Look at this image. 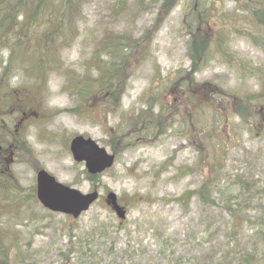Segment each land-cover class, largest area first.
Masks as SVG:
<instances>
[{"label":"rangeland","instance_id":"obj_1","mask_svg":"<svg viewBox=\"0 0 264 264\" xmlns=\"http://www.w3.org/2000/svg\"><path fill=\"white\" fill-rule=\"evenodd\" d=\"M258 3L175 0L167 11L153 0L120 9L118 0H88L81 34L42 88L14 80L16 97L0 96V241L11 245L10 264H243L246 255L264 264V201L241 209L236 186L219 197L216 185L264 186V124L233 107L234 94L264 90ZM126 34L137 47L119 111L107 122L99 107L89 117L67 85L88 75L103 36ZM141 116L151 117L152 132L137 124ZM76 136L116 155L114 167L91 178L70 152ZM42 170L83 194L97 190L99 201L78 219L49 211L36 196ZM203 186L206 201L197 195ZM110 193L124 220L107 204Z\"/></svg>","mask_w":264,"mask_h":264},{"label":"trees","instance_id":"obj_2","mask_svg":"<svg viewBox=\"0 0 264 264\" xmlns=\"http://www.w3.org/2000/svg\"><path fill=\"white\" fill-rule=\"evenodd\" d=\"M87 2L88 0H0V96L2 100L8 99V95L16 97L17 88L12 87L14 80L17 81V84L24 82L28 86L40 89L50 74L61 67L60 52L71 46L76 37L81 34L79 23L83 19ZM145 2L146 0H140V4ZM174 2L175 0H153V5L159 3L163 10L168 11ZM125 3L126 0H118L119 9L121 4ZM258 5L259 10L253 12L254 18L257 19L258 23L264 24V0H259ZM120 36L117 38L103 36L106 45L96 49V56L94 61L90 62L91 67L88 75L72 79L71 84L67 85V88L75 90L82 103L89 107V117L96 115L94 110L99 107L101 113L98 116L105 122L108 121L109 115L119 111L116 105L117 103L121 104L126 91L132 54L137 47V41L131 34ZM99 51L104 52L106 61L101 60ZM204 51L205 49L202 50V53ZM192 82L196 84L194 81ZM175 85L176 83H173L171 89ZM199 86L206 85L201 84ZM187 88L190 90L193 87L188 85ZM210 95H219V91L209 92ZM233 96L235 109L253 112L256 124L259 121L264 124V90L259 98L246 97L245 99L235 94ZM235 101L238 104H235ZM258 105L262 109L260 112ZM79 108L82 109V106L80 105ZM74 112L83 113V111L78 110H74ZM94 117L97 118V116ZM150 119L149 116H141L138 119V125H146L144 132H152V128H155ZM5 129L2 117H0V140L4 138ZM243 179L239 183L235 181L232 185L225 183L222 186L223 183H217V193H221L219 197L230 192V187L236 186L240 191L236 205L238 208L242 209L245 206L264 201V186L256 188L251 181H243ZM206 191L203 186L197 192L202 201L209 200L206 197ZM205 203L209 204L208 201ZM233 208L230 205L227 209L233 211ZM12 253L11 245L6 246L4 241H0V264H10ZM91 253L92 251L89 249L84 254L88 261L94 258L91 257ZM249 256H245L243 264H253L256 261ZM89 264L114 263L101 261V263L92 262ZM171 264L187 263H184L182 259L173 258Z\"/></svg>","mask_w":264,"mask_h":264},{"label":"water","instance_id":"obj_3","mask_svg":"<svg viewBox=\"0 0 264 264\" xmlns=\"http://www.w3.org/2000/svg\"><path fill=\"white\" fill-rule=\"evenodd\" d=\"M70 151L74 161L84 163L92 176L111 169L116 160V156L110 154L106 148L85 136L73 138ZM37 197L46 209L78 219L99 200L100 194L98 191L83 194L79 190L61 184L54 176L42 170L37 174ZM107 204L112 207L119 219L124 220L127 217V210L119 204L116 194L110 193L107 196Z\"/></svg>","mask_w":264,"mask_h":264}]
</instances>
